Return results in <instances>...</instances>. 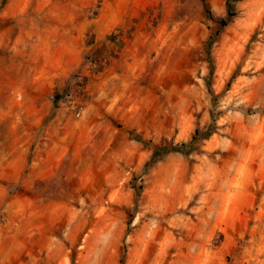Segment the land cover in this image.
<instances>
[{"label": "rangeland", "instance_id": "obj_1", "mask_svg": "<svg viewBox=\"0 0 264 264\" xmlns=\"http://www.w3.org/2000/svg\"><path fill=\"white\" fill-rule=\"evenodd\" d=\"M228 1L0 0V264H264V0Z\"/></svg>", "mask_w": 264, "mask_h": 264}, {"label": "trees", "instance_id": "obj_2", "mask_svg": "<svg viewBox=\"0 0 264 264\" xmlns=\"http://www.w3.org/2000/svg\"><path fill=\"white\" fill-rule=\"evenodd\" d=\"M227 6H228L227 18L222 20V23L224 25H226L229 22V20L235 15V13L233 11V3L231 2V0H229L227 2ZM212 130H213V128L208 133H210ZM192 144H193V140L189 141L188 143H182L180 145H175L169 151H183V150H185L186 146H189V145H192Z\"/></svg>", "mask_w": 264, "mask_h": 264}, {"label": "crops", "instance_id": "obj_3", "mask_svg": "<svg viewBox=\"0 0 264 264\" xmlns=\"http://www.w3.org/2000/svg\"><path fill=\"white\" fill-rule=\"evenodd\" d=\"M39 72H40L41 74H47V75H48L49 73H51L53 79L55 78L54 75L57 74V73L55 72V70L47 71V69H43V68H41V67H40ZM47 75H46V76H47ZM48 78H49V77H47V79L44 80V83H47V82H48Z\"/></svg>", "mask_w": 264, "mask_h": 264}]
</instances>
